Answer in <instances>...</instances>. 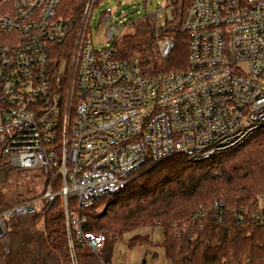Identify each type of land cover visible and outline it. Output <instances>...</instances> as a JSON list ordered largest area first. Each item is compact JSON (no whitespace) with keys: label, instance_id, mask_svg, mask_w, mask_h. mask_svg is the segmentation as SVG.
I'll list each match as a JSON object with an SVG mask.
<instances>
[{"label":"built area","instance_id":"obj_1","mask_svg":"<svg viewBox=\"0 0 264 264\" xmlns=\"http://www.w3.org/2000/svg\"><path fill=\"white\" fill-rule=\"evenodd\" d=\"M60 1L0 0V156L44 177L39 194L0 208V239L11 219L60 198L71 264H79L77 246L99 255L106 241L84 228L80 210L119 193L145 166L174 154L204 161L264 127V0H192L182 23L186 67L153 75L117 57L115 45L94 47L96 0L86 1L73 34ZM113 11L102 13L110 37ZM159 47L168 58L175 37H159ZM214 205L221 215L224 203ZM234 211L238 223L264 221V194Z\"/></svg>","mask_w":264,"mask_h":264},{"label":"trees","instance_id":"obj_2","mask_svg":"<svg viewBox=\"0 0 264 264\" xmlns=\"http://www.w3.org/2000/svg\"><path fill=\"white\" fill-rule=\"evenodd\" d=\"M86 1L59 3L58 14L71 20L72 34L80 26ZM100 1L96 0V5ZM191 2L174 0V18L166 19L160 29L153 15L134 21V31L122 35L115 43L117 57L137 59L146 75L185 67L188 34L182 23ZM163 34L175 37V47L166 59L161 56L157 39ZM58 55L60 61L62 54ZM12 168L0 156V187ZM261 193H264V127L238 148L204 161L194 162L184 154H174L135 172L119 193L106 195L80 210L87 218L84 228L106 234V241L99 255L77 246L78 262H110L114 243L125 233H134L129 240L131 246L151 244L152 232L144 234L143 230L161 227L162 246L171 264H264V221L246 218L238 223L234 211ZM16 201L0 199V208ZM215 201L224 203L221 215ZM73 205L70 199L69 207ZM199 211L203 215L195 221L193 215ZM12 233L28 236L22 244L31 256L29 264H71L62 199L55 200L49 208L11 219L0 243Z\"/></svg>","mask_w":264,"mask_h":264},{"label":"rangeland","instance_id":"obj_3","mask_svg":"<svg viewBox=\"0 0 264 264\" xmlns=\"http://www.w3.org/2000/svg\"><path fill=\"white\" fill-rule=\"evenodd\" d=\"M108 5L113 6V14L116 16L111 21L116 24L113 37L108 34V22L102 19V13ZM174 9L175 7L174 4H171V0H102L96 5L90 20L89 37L94 47L102 50L115 45L122 35L134 31L132 26L134 21L146 15H153L156 25V14L159 12L161 14L159 24H161L166 19L172 20L174 18ZM163 35L157 37L158 43L159 37ZM43 181L44 177L38 170L12 168L7 174L3 187H0V199H4V201L18 200L21 196L39 194ZM37 205L40 206V202ZM39 226H43L42 221ZM154 231L155 237L152 238L151 244H140L137 246H131L129 243L134 233H125L114 243L112 259L109 263L120 264L123 262V264H134L133 260L137 253L141 252L142 254L148 250L146 264H171L162 246L163 229L161 227H152L143 230L144 234L147 232H152L153 234ZM27 238L28 236L24 233H12L2 240V243H0V264H29L31 256L27 252L26 245L22 244L24 240L27 241Z\"/></svg>","mask_w":264,"mask_h":264},{"label":"crops","instance_id":"obj_4","mask_svg":"<svg viewBox=\"0 0 264 264\" xmlns=\"http://www.w3.org/2000/svg\"><path fill=\"white\" fill-rule=\"evenodd\" d=\"M153 233H154V236H153V238H154L155 237V231ZM138 245H140V244H138ZM139 250L141 251V249H139ZM147 253H148V250H146L145 253H142V254H141V252H138L136 257L133 260L134 264H146V255H147ZM144 260H145V263H143ZM121 263L123 264V262H121Z\"/></svg>","mask_w":264,"mask_h":264},{"label":"water","instance_id":"obj_5","mask_svg":"<svg viewBox=\"0 0 264 264\" xmlns=\"http://www.w3.org/2000/svg\"><path fill=\"white\" fill-rule=\"evenodd\" d=\"M143 263H145V260L143 261Z\"/></svg>","mask_w":264,"mask_h":264}]
</instances>
